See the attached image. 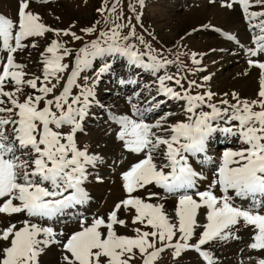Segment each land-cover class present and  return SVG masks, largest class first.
I'll list each match as a JSON object with an SVG mask.
<instances>
[{"label": "snow or ice", "instance_id": "snow-or-ice-1", "mask_svg": "<svg viewBox=\"0 0 264 264\" xmlns=\"http://www.w3.org/2000/svg\"><path fill=\"white\" fill-rule=\"evenodd\" d=\"M30 3L17 0L15 21L0 14V216L25 217L17 223L0 221L8 225L0 228V264H40L39 258L52 245L62 250V264H159L166 251L177 261L183 253L195 251L206 264H218L209 249L241 239L242 230L253 233L249 249L264 250V60L259 59L264 56V0H224L222 4L242 10L254 45L244 49L247 63L260 74L255 98H241L233 92L231 100L218 103L212 102L216 94L210 89L193 93L195 88H204L202 83L191 80L185 88L184 77L178 73L157 76L173 61L121 43L136 35L135 27L121 36L119 29L125 25L115 21L78 50L71 69L64 60L72 56V50L52 39L39 53L41 74L29 75L28 65L17 57L38 48V38L54 33L82 39L70 30L45 25L30 10ZM139 3L142 6L143 0ZM118 4L115 0L108 8L105 2L97 11L115 15ZM254 6L262 10H250ZM81 31L90 34L96 29ZM224 36L236 40L231 33ZM137 38L145 43L142 36ZM102 57L124 58L127 66L156 76L157 94L143 104L129 98L130 114L109 109L108 118L117 126L115 139L138 159L120 173L124 196L106 217H73L78 227L66 234L48 222L89 202L90 169L102 160L78 143L91 109L100 106L96 88L112 64L104 62L92 77L83 76V84L78 81ZM192 62L200 64L196 53ZM65 72L69 74L56 94ZM118 83L136 81L119 78ZM169 100L179 104L183 119L172 111L158 114ZM220 136L235 147L225 148L214 158L212 140ZM209 165L211 176H206ZM169 198L174 201L171 212L165 207ZM256 264H264V258Z\"/></svg>", "mask_w": 264, "mask_h": 264}, {"label": "rangeland", "instance_id": "rangeland-1", "mask_svg": "<svg viewBox=\"0 0 264 264\" xmlns=\"http://www.w3.org/2000/svg\"><path fill=\"white\" fill-rule=\"evenodd\" d=\"M105 2L107 7L111 8L115 0H31L30 10L38 13L45 25L54 29L70 30L82 39L73 40L71 36L57 37L54 33H47L46 38H38V48H29L25 53L17 57L19 62L28 65L26 71L29 75L41 74L39 53L44 51L52 39L65 43L72 50V56L66 57L64 60V63H68L69 69H71L78 50L84 47L85 44H90L88 43L89 41L95 40L100 32L108 31V29L112 28L114 26L113 21H115L117 24L125 25V27L119 29L121 36L129 35L131 28L135 27L136 35L130 37L127 41L122 40L121 43L135 45L134 50L140 53H148L149 55H156L161 60L173 61V63L157 73V76L165 73L169 75L178 73L181 77H184L182 83L185 88L188 87L187 82L191 80L202 83L204 88H195L193 93L210 89L216 94L213 97V103H218L221 99L231 100V93L233 92L239 94L241 98H255L259 77H256V80L251 82L252 86H247L246 79L248 77L246 75L252 68L250 69L247 63L248 57L244 52L246 47H254L251 42L252 32L249 31L248 24L238 5L229 9L222 6L224 0H143V5L141 6L139 0H119L117 12L113 15L107 10L103 14L97 11V9L105 5ZM133 7L135 11L132 10ZM17 8V0H0V14L12 18L14 21L17 19ZM260 10H262L261 6H257L252 11ZM117 15L120 17L119 19L116 18ZM137 15L140 17L139 21L136 19ZM233 17L237 19L238 25L241 26L239 27L238 37L240 41L244 42L240 44L236 40L233 43H229L234 45L232 46L234 49L219 50L215 53L216 51L212 50V45L220 39L223 40L222 32L226 31V26ZM104 23L106 25L100 28ZM88 27H94L96 31L90 34L81 31V29ZM141 36L145 41L143 44L137 38ZM237 43L240 44L239 46H244V49L238 47ZM146 45H150L151 49L149 50ZM193 53H196V58L200 60V64L197 65L192 62ZM232 54H234V57L241 56L240 62L231 63V60H226ZM143 58L147 61L148 55ZM259 59L264 60V56H260ZM104 62L111 63L114 69L115 66L117 67L115 70L112 69L111 72L106 73L99 82L96 88V95L97 99L99 98L100 106L91 109L89 117L84 122L86 125L84 124L83 131L79 134L78 143L81 147H88L90 153L94 154L96 153L93 151L95 150V148L93 149L95 141H97L96 147L102 144L110 148V144L113 145L109 152L106 150L109 157L105 160L102 159L94 168L95 170L90 171L91 175L86 183V188L88 189H91L96 182L101 184L102 181L106 182L116 176V179H119L120 173L127 170L130 164L138 159V157L124 151L121 142L115 139L117 126L108 118L109 109L118 114H130L129 98H131L133 103L143 104L144 101L151 99L152 96H156L158 88L156 76L147 71L127 66L124 58L117 57L97 58L93 61L91 69L81 73V78L78 82L83 84V76L92 77L94 72ZM197 69H203V71H198ZM68 74V72L62 74L65 79L61 80L60 84L57 85L56 94H59V91L62 90ZM234 74L240 76V80L236 84L231 82H234ZM204 76H210L211 79L203 81L202 78ZM119 78L134 80L136 83L120 86L118 83ZM52 83L56 84V80L53 79ZM167 83L170 86H174L172 82ZM177 90H179L178 86ZM73 91L77 90L73 89ZM136 93L140 94L139 97L136 96ZM224 93L229 95L225 96ZM157 99L166 98L157 96ZM168 111L177 113V119H183V116L179 114L180 110L177 102L167 101L158 114ZM99 133L102 135L98 136ZM101 140L102 142L99 143ZM227 147H235V145L223 136L214 137L212 140V155L214 157L217 156ZM96 177L100 179L98 180ZM111 191H107L104 201L100 200L97 206L96 204H90L89 208L82 206L75 210H68L70 215L58 217L48 223L57 231L63 230L66 234H70L72 230L78 227V219L73 217H87L89 220L94 216L106 217V214L112 210L115 203L124 196L122 190H119L121 194L114 191L111 194ZM138 194L142 195L144 193ZM173 205L174 201L169 198L165 207L171 212ZM14 216L15 218H7V220L6 217L0 216V221L10 220L12 223H17L22 220V218ZM121 218L126 217L122 216ZM7 226L6 222L0 223V228ZM120 231L125 232V229H120ZM244 232L249 233L248 230H242L238 234L241 235ZM127 234L132 235L130 231ZM243 237L239 240L218 243L209 249L213 252L218 264H256L258 259L264 258V250L259 254L255 253L254 260L246 257L248 256L245 255L248 253V248L246 249L248 241ZM55 246L58 249L54 250L51 256L47 254V258L52 259L53 256L52 260L54 262L50 261V264H62V250L58 245ZM204 247L207 248L208 246ZM44 256L45 253L39 258L40 264L46 263H43ZM159 264H206V262L202 261V258L195 251L183 253L178 261L172 258L169 251H166L162 254Z\"/></svg>", "mask_w": 264, "mask_h": 264}, {"label": "bare ground", "instance_id": "bare-ground-1", "mask_svg": "<svg viewBox=\"0 0 264 264\" xmlns=\"http://www.w3.org/2000/svg\"><path fill=\"white\" fill-rule=\"evenodd\" d=\"M220 6V5H219ZM257 8V6H255V7H253V8H251L250 10H254V9H256ZM239 23L237 22V19H235V17H233L230 21H229V23H228V25L226 26V31L225 32H228V33H231L232 35H234L235 37H236V40L241 44V43H243L244 41H240V39H239V37H238V33H239V27H241L240 25H238ZM245 27V26H244ZM225 32H222V35H223V40L222 39H220L219 41H216L215 43H214V45H212V50L213 51H216L215 53H217L219 50H226V49H232L233 47L232 46H234V45H231V44H229V43H233V42H235V41H229V40H227L226 38H225V36H224V33ZM239 43H237L236 45L238 46V47H240V48H243L244 49V46L242 47V46H239L240 44ZM246 44V43H245ZM234 49V48H233ZM241 58V56H235L234 57V54H232V56H229L226 60H231V63H237V62H240V59ZM243 59V58H242ZM244 60V59H243ZM229 63H230V61H229ZM242 63V62H241ZM116 65H117V63H116ZM116 67L117 66H115V69H116ZM112 69H114V68H112ZM114 69V70H115ZM128 69V68H127ZM251 69V68H250ZM249 69V70H250ZM126 70V69H125ZM248 70V71H249ZM247 71V72H248ZM131 72V71H130ZM259 74H260V70L259 69H257V68H252V70L246 75L248 78L246 79L247 80V86H252V84H251V82L252 81H255L256 79V77L258 78L259 77ZM233 77H234V82L233 81H231L232 83H237L239 80H240V76L238 75V74H234L233 75ZM255 83V82H254ZM120 86H123V85H120ZM125 86V85H124ZM246 86V87H247ZM101 95V94H100ZM99 99V98H98ZM108 109V108H107ZM84 124L85 123H83V127H84ZM86 125V124H85ZM100 135H102L101 133H99V135L98 136H100ZM103 137V136H102ZM96 142L97 141H95L94 142V147H93V149L95 148V150H93V151H95L96 153L95 154H98L100 157H102V159H106L107 157H109V156H107L108 154L106 153V150H108V152H109V149H111V146L113 145V144H110L111 146H110V148H108V147H106V146H103L102 144L101 145H99L98 147H96L97 145H96ZM102 142V140L101 141H99V143H101ZM220 144V143H219ZM113 150L115 151V148L113 147ZM215 158V157H214ZM103 162V161H102ZM105 162V161H104ZM211 166L209 165V166H205V172H204V174L206 175V176H211V172L210 171H208V168H210ZM96 168V167H95ZM98 168V167H97ZM93 171V170H95V169H90V171ZM117 177V176H116ZM116 177L114 178L113 177V179L111 178L110 180H108V181H106V182H101V184H100V182L99 183H97L96 182V184H94V186L91 188V189H88V188H86L87 189V191L89 192V194H90V200H89V202L86 204V205H84L85 207H88L89 208V206H90V204H96V206L100 203V200H102V201H104V199H105V195H106V193H108L107 191H109V190H112V191H114L115 193L116 192H119V194H121V192L119 191V190H121V180H120V178L119 179H116ZM111 184H110V183ZM103 183V184H102ZM206 185H207V181H205V182H203V183H201V185H200V187H201V190H203V188L204 187H206ZM92 186V185H91ZM87 187V186H86ZM96 188H98V190H96ZM100 190V191H99ZM152 190H154V191H156L157 189H155V188H153ZM112 191L110 192L111 194H112ZM117 195V194H116ZM118 196V195H117ZM17 216V218H22V219H24L25 217H23V216H20V215H16ZM64 217V216H63ZM7 218L8 217H6V220H7ZM11 218H15V216H12ZM249 231V233H241V235H242V237H243V235H244V239L245 240H247L248 241V244L249 243H251L252 241H251V235L253 234L252 232H251V230H248ZM240 235V236H241ZM247 244V245H248ZM248 247H246V249H247ZM58 249V247H56L55 245H52L46 252H45V256L43 257V263L44 262H46V263H44V264H50V261L51 262H54L52 259H53V256H52V259H50V258H47V254H49L50 256L52 255V253L54 252V250H57ZM245 249V250H246ZM255 251V252H254ZM251 250V249H249L248 248V253L247 254H245V255H248V256H246V257H248V258H250V260L252 259V260H254L255 259V253H257V254H259L262 250H260V251H257V250ZM256 261V260H255Z\"/></svg>", "mask_w": 264, "mask_h": 264}]
</instances>
